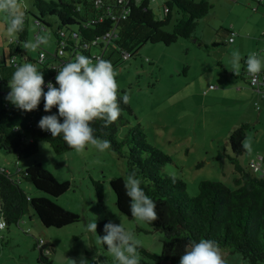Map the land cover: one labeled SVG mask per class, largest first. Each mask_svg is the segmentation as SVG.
I'll list each match as a JSON object with an SVG mask.
<instances>
[{
    "label": "trees",
    "instance_id": "16d2710c",
    "mask_svg": "<svg viewBox=\"0 0 264 264\" xmlns=\"http://www.w3.org/2000/svg\"><path fill=\"white\" fill-rule=\"evenodd\" d=\"M31 3L33 9L23 13V30L16 33L15 40L11 38L10 57H3L0 64V84L5 87L16 66L26 62L33 63L43 72L45 83H56L57 69L78 54L94 61L96 58L110 61L114 67L118 59L112 62L114 53L120 58H125L128 53L127 58L136 59L141 56V47L148 42L165 46L180 38H194L200 42L201 39L196 37L199 21L214 7L209 0H165L163 15L158 18L150 8V0H31ZM27 14L40 27L38 34L46 28L52 30L57 43L51 56L40 50L38 57L33 58L24 47L28 38ZM171 24L172 28L168 29ZM225 30L233 33L229 28ZM109 32H112L111 39L107 35ZM222 43L214 41L213 45ZM108 47L113 51L106 57ZM60 49L62 54H59ZM246 59H240L245 67ZM260 73L264 74V71ZM233 76L239 77L235 73ZM249 77L246 75L248 83ZM4 89L0 90V150L29 157L37 153L40 142L49 143L57 154L73 150L62 137L53 138L50 132L38 127L43 116L58 115L57 108L45 112L41 100L36 110L24 112L5 99ZM44 89L46 92L47 88ZM125 93L128 94L127 90L119 88L121 115L118 120L107 127L104 121L97 120L92 127L95 136L109 141L110 149L125 161V177L135 173L141 188L156 205L157 219L145 223L149 232L161 235L162 251L157 254L143 246L138 247L140 264H179L186 245L202 238L215 241L220 250L241 253L248 264H264V175L254 171L251 162L247 165L242 161L247 151L241 142L252 129L250 123L239 124L228 136L231 153L226 157L234 168V187L220 180H202L198 193L190 197L184 179L165 170L172 158L148 143L142 124L130 125L129 116L135 114L130 100L128 104L122 102ZM124 179L113 177L110 185L118 210L132 218ZM22 180L44 195L30 196L21 187ZM92 184L101 202L102 183L92 179ZM69 187L68 181L57 180L40 162L18 169L15 174L0 168V221H6L4 227L18 225L32 209L45 227L59 228L77 223L82 219L80 214L66 210L50 198L59 197ZM109 221L104 218L97 222L96 239L98 235H104V225ZM33 247L39 251V263L52 264L44 253L45 250L54 251L52 244L40 238L34 241ZM99 248V260L103 264H114L113 258L105 254L107 247L99 244Z\"/></svg>",
    "mask_w": 264,
    "mask_h": 264
},
{
    "label": "rangeland",
    "instance_id": "374dc122",
    "mask_svg": "<svg viewBox=\"0 0 264 264\" xmlns=\"http://www.w3.org/2000/svg\"><path fill=\"white\" fill-rule=\"evenodd\" d=\"M209 1L214 7L199 21L196 37L200 42L194 38H180L169 46L148 42L141 47L139 58H120L114 53L112 61L118 58L114 66L116 80L119 88L127 90L134 110L135 115L129 116L130 125L142 124L148 143L172 158L165 170L184 179L190 197L198 193L202 180H220L234 187V168L226 154L231 153L228 136L239 124L247 122L252 127L247 136L252 151L242 161L248 163L250 157L255 158L264 149V114L257 122L255 91L247 82L242 62L239 77L235 78L229 70L234 53L241 58L253 53V35L235 31L236 42H229L230 34L225 30L233 23L253 28V2L240 7L234 0ZM18 2L23 13L33 9L31 0ZM164 2L150 0V8L158 18L163 15ZM7 22V16L0 13V64L3 52L9 57L11 38H16V34L7 35ZM27 22L26 43L35 42L40 36L47 38L46 44L27 48L28 53L33 58L38 57L40 50L48 56L54 54L57 42L52 30L46 28L38 34L40 27L30 14ZM171 28L172 24L168 29ZM214 41L223 43L214 46ZM112 51L108 47L106 57ZM4 90L10 92L8 85ZM35 162H40L60 182L70 183L64 194L50 198L66 210L80 214L82 219L59 228L45 227L31 209L18 225L0 228V264H41L39 251L33 247L40 238L52 244L54 251H44L52 264H74V260L79 264L81 254L88 264H96L93 257L99 260L101 250L95 233L87 231V225L104 218L116 224L122 222L141 241V246L161 253V235L149 232L145 222L123 215L115 204L110 180L125 178L126 163L110 148L104 152L88 148L83 153L72 150L57 154L49 143L40 142L37 153L29 157L0 150V168L11 174ZM92 179L102 183L101 202ZM20 184L30 196L44 195L27 181ZM220 251L225 264H248L239 252ZM105 254L112 258L108 252Z\"/></svg>",
    "mask_w": 264,
    "mask_h": 264
},
{
    "label": "clouds",
    "instance_id": "9594fccd",
    "mask_svg": "<svg viewBox=\"0 0 264 264\" xmlns=\"http://www.w3.org/2000/svg\"><path fill=\"white\" fill-rule=\"evenodd\" d=\"M0 13H4L8 18L9 37L23 30L24 14L18 0H0ZM46 43L47 38L40 36L35 42L25 43L24 47L35 49ZM240 59L239 53H234L231 59L229 70L236 75L239 73ZM245 64L246 71L253 80L264 70V59L255 52L247 56ZM57 72L56 83L48 82L45 92L44 75L36 65L30 62L17 65L8 80L10 92L5 99L24 112L36 110L43 100L45 112H51L55 107L58 109V115L43 116L38 122L41 130L50 132L53 138L62 137L76 153H83L88 148L99 152L106 151L110 148V142L96 137L92 124L101 120L107 127L120 117L121 98L116 80L118 73L110 61L101 58L94 61L82 54L76 55L74 60L59 67ZM129 100V95L125 93L122 102L128 104ZM241 146L249 153L252 151L248 138L241 142ZM140 185L141 181L136 178L135 173L127 175L124 179L125 193L130 198L131 216L137 222L154 221L157 219L156 205ZM2 227L3 224H0V228ZM87 231L97 233V222H90ZM103 231L104 235H98L96 242L107 247L114 264H140L137 249L141 246V241L132 231L127 230L122 222L116 224L109 221L104 225ZM93 259L96 264H103L95 257ZM74 264H77V261L74 260ZM79 264H88L83 254ZM179 264H225V261L215 241L202 238L198 242L192 240L186 245Z\"/></svg>",
    "mask_w": 264,
    "mask_h": 264
},
{
    "label": "crops",
    "instance_id": "0c3cea01",
    "mask_svg": "<svg viewBox=\"0 0 264 264\" xmlns=\"http://www.w3.org/2000/svg\"><path fill=\"white\" fill-rule=\"evenodd\" d=\"M253 2V4H251V2ZM234 4H236L237 6L242 7L243 5L246 6L247 4H251L253 7L256 6L257 10L253 9V13L251 15H253V28L245 25L246 27L244 28L243 25H236L235 23L231 24L229 26V29L232 30V34L234 35L235 31L239 32V33H244L245 31L251 32L253 35V37L250 36V40L253 44V52L255 51V53H257L262 59H264V5H259L257 4V0H234ZM230 34V35H232ZM235 36V35H234ZM232 42H236V40L234 39ZM8 59L9 57L3 52L2 53V58ZM56 63V62H55ZM54 63V64H55ZM244 67V74L247 73L246 71V67ZM264 71V70H263ZM249 76V74H246ZM245 75V76H246ZM248 82V80H247ZM55 84V83H53ZM5 86H3L2 84H0V90L4 89ZM44 88H47V86H45ZM252 88V87H251ZM254 89L255 91V98L257 99L256 104H255V108L257 109V122H259L262 118V114H264V91H260L257 90L256 88H252V90ZM247 155L249 156L250 153L247 152ZM264 155V149L262 151H259L256 155L255 158L250 157L248 160V163H246L247 165L252 162V160L257 159L259 156Z\"/></svg>",
    "mask_w": 264,
    "mask_h": 264
},
{
    "label": "built area",
    "instance_id": "2783aa9c",
    "mask_svg": "<svg viewBox=\"0 0 264 264\" xmlns=\"http://www.w3.org/2000/svg\"><path fill=\"white\" fill-rule=\"evenodd\" d=\"M257 4L264 5V0H257ZM253 9L256 10L257 7L254 6ZM123 17H124V16H123ZM107 35H108L109 39H111V37H112V32H109ZM233 40H234V36H233V34H232V36L229 37V41L232 42ZM60 53H61V54L63 53V50H62V49L59 50V54H60ZM128 55H129V54L127 53V54H126V57H127ZM41 57H43V55H42ZM13 61H14V60L11 59V62H13ZM15 64H16V63H15ZM249 76H250V75H249ZM47 83H48V82H47ZM47 83H45V86H47ZM249 84H250L251 87L256 88L257 90L264 91V74H261V73L257 74L255 80H253V77L250 76V77H249ZM210 87H211V86H210ZM251 167H252V169H253L254 171H261L262 174L264 175V156L261 155V156H259V157L257 158V160H253V161L251 162ZM0 224H3V227H4V226L6 225V221H5V220H1V221H0ZM41 242H42V240H41Z\"/></svg>",
    "mask_w": 264,
    "mask_h": 264
}]
</instances>
